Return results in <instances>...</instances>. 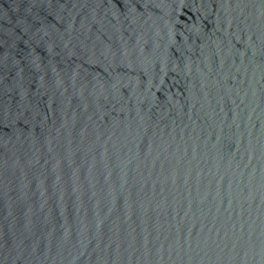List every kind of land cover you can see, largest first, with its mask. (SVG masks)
Wrapping results in <instances>:
<instances>
[{"label":"water","instance_id":"obj_1","mask_svg":"<svg viewBox=\"0 0 264 264\" xmlns=\"http://www.w3.org/2000/svg\"><path fill=\"white\" fill-rule=\"evenodd\" d=\"M0 264H264V0H0Z\"/></svg>","mask_w":264,"mask_h":264}]
</instances>
